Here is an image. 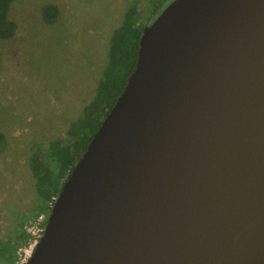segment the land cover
<instances>
[{"label": "water", "instance_id": "water-1", "mask_svg": "<svg viewBox=\"0 0 264 264\" xmlns=\"http://www.w3.org/2000/svg\"><path fill=\"white\" fill-rule=\"evenodd\" d=\"M22 264H264V0H170Z\"/></svg>", "mask_w": 264, "mask_h": 264}, {"label": "rangeland", "instance_id": "rangeland-1", "mask_svg": "<svg viewBox=\"0 0 264 264\" xmlns=\"http://www.w3.org/2000/svg\"><path fill=\"white\" fill-rule=\"evenodd\" d=\"M169 1H10L7 17L15 31L0 39V131L6 139L0 152V238L14 228L29 234L16 247L15 261L29 254L52 202L38 211L27 159L31 150L38 146L44 152L48 140L63 138L69 121L81 116L102 75L109 37L125 12L132 10L134 24L142 26ZM46 3L58 9L53 23L41 19Z\"/></svg>", "mask_w": 264, "mask_h": 264}, {"label": "trees", "instance_id": "trees-1", "mask_svg": "<svg viewBox=\"0 0 264 264\" xmlns=\"http://www.w3.org/2000/svg\"><path fill=\"white\" fill-rule=\"evenodd\" d=\"M10 1L0 0V39L10 37L15 31V23L7 17ZM133 15L132 10H127L119 29L109 37L102 75L81 116L69 121L63 138L48 140L44 152L35 146L27 158L34 178L38 211H47L48 202L56 195L67 171L83 151L92 132L122 89L127 75L133 68L141 30L139 23L134 24ZM40 16L43 22L53 23L58 18V9L54 4L46 3L40 9ZM5 145V136L0 131V152L4 150ZM18 225L21 227V222H18ZM28 235L21 228L4 232L0 238V259L14 264L17 258L15 249L25 242Z\"/></svg>", "mask_w": 264, "mask_h": 264}, {"label": "built area", "instance_id": "built-area-1", "mask_svg": "<svg viewBox=\"0 0 264 264\" xmlns=\"http://www.w3.org/2000/svg\"><path fill=\"white\" fill-rule=\"evenodd\" d=\"M38 237H39V236H38ZM38 237H37V238H38ZM37 238L33 240V244H32V246H31V250H32V248H33V246H34V244H35ZM31 250H30V252H31ZM30 252H29V253H30ZM28 255H29V254H28ZM28 255H27V256H28ZM27 256H26V258H27ZM26 258H23V259H20V258H19L18 261L16 260V261L14 262V264H22Z\"/></svg>", "mask_w": 264, "mask_h": 264}]
</instances>
